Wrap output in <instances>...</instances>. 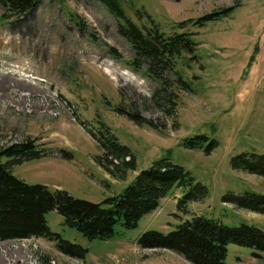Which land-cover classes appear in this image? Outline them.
<instances>
[{
  "label": "rangeland",
  "instance_id": "rangeland-1",
  "mask_svg": "<svg viewBox=\"0 0 264 264\" xmlns=\"http://www.w3.org/2000/svg\"><path fill=\"white\" fill-rule=\"evenodd\" d=\"M121 2L142 28L150 26L148 15L168 36L194 34L198 60L184 59L176 67L192 92L178 90L175 114L167 116L156 104L158 84L128 66L135 52L101 3L41 0L32 16L18 22L5 18L0 7V149L37 141L47 157L14 164L13 174L27 184L95 203L120 194L140 171L162 158L191 173L209 195L191 203L184 214L178 208L183 191L176 189L135 228L118 227L121 236L107 241L85 238L54 210L46 216L51 230L83 247L86 256L69 257L43 238L5 240L0 241V264H191L172 251L141 249L137 240L147 231L170 233L194 216L264 230V215L225 202L247 193L264 195L263 177L232 167L238 155H264V0ZM237 4L203 28L178 26ZM136 11L143 13L142 20ZM110 47L123 60L113 58ZM176 73L166 77L176 82ZM119 109L138 113L158 128L138 125ZM98 121L137 159L138 170L128 172L125 180L96 161L103 153L89 133L98 131ZM195 136L206 137L200 148L183 146ZM226 262L264 264V254L255 257L252 249L230 244Z\"/></svg>",
  "mask_w": 264,
  "mask_h": 264
},
{
  "label": "trees",
  "instance_id": "trees-1",
  "mask_svg": "<svg viewBox=\"0 0 264 264\" xmlns=\"http://www.w3.org/2000/svg\"><path fill=\"white\" fill-rule=\"evenodd\" d=\"M96 1L115 17L120 34L135 52L133 59L127 61L128 66L136 72L144 73L158 84L159 88L153 98L165 114L172 117L178 106V90L192 92L191 84L176 73V67L184 59L192 62L198 60V45L194 34L182 32L168 36L148 15L150 26L142 28L126 14L121 2L123 0ZM40 2L41 0H0V7L5 11V18L14 17L18 22L32 16ZM237 6L238 4L206 13L178 26L185 29L191 24L203 28L208 23L227 16ZM142 14L141 11H136L140 20L144 18ZM109 52L113 58L123 60L116 48L110 47ZM170 72L177 74L176 82L166 77ZM119 111L138 125L158 128L138 113L124 109ZM98 125L97 132L89 133L103 153V156L96 157V161L112 176L125 180L128 172L138 170L137 159L106 124L98 121ZM205 139L204 136L187 138L183 146L198 149ZM214 145L215 143L211 146ZM44 157H47L46 150L31 139L0 149V241L43 238L55 243L57 249L69 257L84 258L87 250L51 230L46 217L49 212L58 211L64 218V224L76 229L85 238L107 241L121 236L118 227L123 230L135 228L145 215L158 209L161 201L176 189L183 191L178 199V208L184 214L188 213L191 203L202 202L209 195L205 185L196 182L191 173L170 158L153 162L149 168L140 171L120 194L100 203L76 198L64 190L51 191L47 186L27 184L16 177L10 168L16 163ZM3 159H7V162H3ZM232 167L264 178V155H238L232 159ZM225 202L264 215V195L247 193L244 196L225 198ZM230 244L250 248L253 256L260 257L264 254V230L245 223L230 227L213 219L194 216L170 233L147 231L137 240L141 249L172 251L191 264H228L226 260Z\"/></svg>",
  "mask_w": 264,
  "mask_h": 264
}]
</instances>
